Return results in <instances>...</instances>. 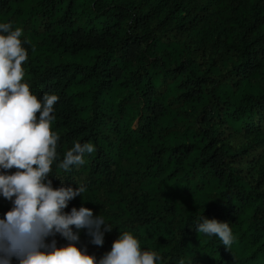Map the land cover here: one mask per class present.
Returning <instances> with one entry per match:
<instances>
[{"label":"trees","instance_id":"1","mask_svg":"<svg viewBox=\"0 0 264 264\" xmlns=\"http://www.w3.org/2000/svg\"><path fill=\"white\" fill-rule=\"evenodd\" d=\"M152 1L0 0V23L22 28L27 41L25 82L40 99L59 97V158L48 179L85 187L65 212L88 207L113 225L102 246L73 227L97 260L130 231L157 264H264V184L229 161L239 151L223 138L251 132L264 110V0H207L201 15L193 0H168L162 29ZM184 35L212 40L215 55L199 60ZM76 141L96 151L66 172L57 165ZM124 156L134 185L116 181ZM12 208L0 194V219ZM203 216L229 223L230 249L198 234ZM53 240L69 243L59 233L45 242Z\"/></svg>","mask_w":264,"mask_h":264},{"label":"clouds","instance_id":"2","mask_svg":"<svg viewBox=\"0 0 264 264\" xmlns=\"http://www.w3.org/2000/svg\"><path fill=\"white\" fill-rule=\"evenodd\" d=\"M22 36V28L0 23V194L13 202V208L0 219V264H11L12 257L20 264H157L158 254L142 250L140 240L130 231L121 232L99 260L76 243L79 235L73 227L88 229L91 242L102 246L104 233L113 225L88 207L65 212L69 201L82 195L85 187H53L48 179L59 158L60 137L52 129L59 97L46 94L40 99L25 82L28 50ZM95 151L93 143L76 141L57 166L68 172L73 165L85 164V155ZM13 168L15 172L7 171ZM199 220V235L218 237L231 248L234 235L227 221L204 216ZM57 233L69 243L57 247L55 240L45 242Z\"/></svg>","mask_w":264,"mask_h":264},{"label":"rangeland","instance_id":"3","mask_svg":"<svg viewBox=\"0 0 264 264\" xmlns=\"http://www.w3.org/2000/svg\"><path fill=\"white\" fill-rule=\"evenodd\" d=\"M140 2L143 0H130ZM207 0H193V13L199 15L204 14L210 10L211 4H206ZM155 4L153 8L155 18L153 20L154 28L162 29L164 26L168 27L170 22L168 16L171 14L172 5L168 0H153L149 5ZM214 36L216 33L213 34ZM188 42H192V47H195L197 51L195 54L199 57V60L204 61L208 59V56H213L216 53L215 46H213L212 40H208L205 46L200 43L198 38L184 35ZM209 51V53H208ZM220 51V50H219ZM218 58H221L222 51L218 53ZM255 121L253 122V130L251 132L235 131L227 132L224 134L226 142L239 151V154L234 158H229V161L235 165L242 174L249 175L250 177H256L260 179L264 184V110L259 109L254 113ZM133 160L131 161L127 157H123L121 160V166L116 171L119 174L125 170L123 175L117 177V183L120 185L124 181H129L133 185L137 177V172L133 170ZM86 173H82L83 177ZM125 176V177H123ZM125 178V179H124ZM20 263L16 257H12L11 264Z\"/></svg>","mask_w":264,"mask_h":264}]
</instances>
